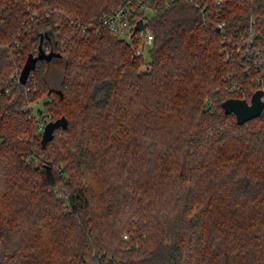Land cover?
Here are the masks:
<instances>
[{"label": "trees", "instance_id": "trees-1", "mask_svg": "<svg viewBox=\"0 0 264 264\" xmlns=\"http://www.w3.org/2000/svg\"><path fill=\"white\" fill-rule=\"evenodd\" d=\"M120 3L0 0V264H264V110L239 125L222 107L257 88L228 93L223 35L189 5L149 20L148 60L74 27ZM251 18L264 50V0H226L227 32ZM40 44L62 57L22 85ZM45 97L68 128L43 147L32 104Z\"/></svg>", "mask_w": 264, "mask_h": 264}, {"label": "built area", "instance_id": "built-area-1", "mask_svg": "<svg viewBox=\"0 0 264 264\" xmlns=\"http://www.w3.org/2000/svg\"><path fill=\"white\" fill-rule=\"evenodd\" d=\"M120 5L111 13L88 20H74V27L84 34L107 31L126 41L134 49V55L148 60L154 45L155 36L148 28V22L162 6L186 4L202 14L208 26H217L222 33L221 54L226 62L233 64V72L227 75V91L232 95H245L257 88L264 92V50L258 45L257 21L251 18L247 27L241 31L227 32V22L223 20L226 0H120ZM32 18H34L32 14ZM143 21V29L136 30L138 22ZM4 46L0 42V47ZM50 53V50H45ZM19 82L20 75H14ZM244 84L249 87L244 88ZM254 92V93H255ZM44 131L45 124H38ZM128 239V235L124 236Z\"/></svg>", "mask_w": 264, "mask_h": 264}, {"label": "water", "instance_id": "water-1", "mask_svg": "<svg viewBox=\"0 0 264 264\" xmlns=\"http://www.w3.org/2000/svg\"><path fill=\"white\" fill-rule=\"evenodd\" d=\"M143 29V21L140 20L136 27V30L141 31ZM47 36V34H45ZM44 40V36L41 37V43ZM60 53L51 51L46 53L43 49L42 44L39 46L38 53L30 54L22 68L19 82L22 85H25L33 70H35L37 63L39 61L51 62L55 58H61ZM227 114H234L236 116L237 122L239 125H242L254 118L259 117L264 110V92L259 90L255 92L250 100L240 99V98H228L222 103ZM58 128H68V120L65 117H62L56 121L49 122L43 131L42 144L43 147H46L47 144L53 140L54 132Z\"/></svg>", "mask_w": 264, "mask_h": 264}, {"label": "rangeland", "instance_id": "rangeland-1", "mask_svg": "<svg viewBox=\"0 0 264 264\" xmlns=\"http://www.w3.org/2000/svg\"><path fill=\"white\" fill-rule=\"evenodd\" d=\"M62 78H63V65L61 63H59V62L52 63L50 65L48 73H47V81H48V83L50 84V86L53 89H57L60 86ZM245 87H246V89H247V87H249V89H250L251 85L248 86L247 84H244V88ZM47 102H51V99L48 98V97H45V98L39 99V101H36V102H34L32 104L33 114H34V118L37 120L36 123H37V128H38V132L39 133H43V131L39 130V127H38L39 123L42 122L46 126L49 122L54 120L53 119L54 116L48 115V113H45L44 105ZM37 165L40 166V161L39 160L37 161Z\"/></svg>", "mask_w": 264, "mask_h": 264}]
</instances>
